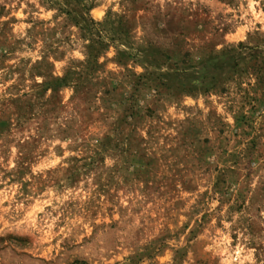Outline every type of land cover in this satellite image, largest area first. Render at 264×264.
Masks as SVG:
<instances>
[{"label":"rangeland","instance_id":"rangeland-1","mask_svg":"<svg viewBox=\"0 0 264 264\" xmlns=\"http://www.w3.org/2000/svg\"><path fill=\"white\" fill-rule=\"evenodd\" d=\"M0 264H264V0H0Z\"/></svg>","mask_w":264,"mask_h":264}]
</instances>
